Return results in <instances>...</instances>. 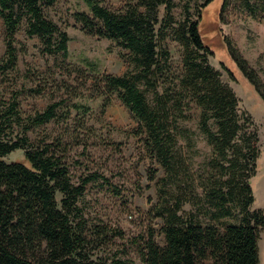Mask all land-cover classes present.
I'll use <instances>...</instances> for the list:
<instances>
[{"label": "trees", "instance_id": "obj_1", "mask_svg": "<svg viewBox=\"0 0 264 264\" xmlns=\"http://www.w3.org/2000/svg\"><path fill=\"white\" fill-rule=\"evenodd\" d=\"M81 1L89 15L74 12V22L85 34L112 42L127 65L118 76L102 74L93 81L99 95H105L102 107L109 95L119 101L136 124L134 133L145 153L163 171L156 182L158 202L150 211L152 218L160 220L163 244L155 242L150 227L132 238L140 264H257L264 213L250 208L249 185L258 158L257 136L232 89L208 63L212 51L200 34L206 9L215 0H184L178 19L172 13L177 6L173 0H124L115 10L100 0ZM228 1L220 0L218 19ZM53 3L0 0V264H106L97 252L114 237H122L118 229L99 220L89 224L83 216L79 203L84 187L97 175L73 182L66 162L70 144L63 139L68 127L64 135L54 138L28 137L35 128L58 118L66 122L69 107L76 116L82 106L66 107L62 99L50 100L29 115L19 107L20 97L40 96L48 89L45 78L34 81L40 76L35 68L26 66L19 73L23 46L15 34L20 28L27 38L38 40L41 55L60 57V65L67 57L66 33L44 15V8ZM241 3L254 13L251 0ZM222 40L231 62L264 103L257 76L232 42ZM167 41L179 48L178 71L171 63ZM220 67L233 81L231 72ZM51 83L58 86L55 80ZM78 97L79 92L74 95ZM74 119L76 127L91 132L82 120ZM191 122L209 148L207 168L196 177L188 166L196 154ZM16 150L22 152L23 162L3 161ZM147 180H154L153 170ZM186 204L193 211L182 210Z\"/></svg>", "mask_w": 264, "mask_h": 264}, {"label": "rangeland", "instance_id": "obj_2", "mask_svg": "<svg viewBox=\"0 0 264 264\" xmlns=\"http://www.w3.org/2000/svg\"><path fill=\"white\" fill-rule=\"evenodd\" d=\"M177 5L172 13L179 18L180 7L184 0H173ZM201 2V0H194ZM102 5L111 10L118 9L124 0H100ZM255 5L254 13L248 11L241 0H229L219 13L220 0H215L206 9L205 18L200 25L203 41L212 51L208 63L220 72V79L227 83L238 99L239 110L245 111L252 120L257 136L258 158L255 175L249 180L253 203L251 209H261L264 213V103L259 99L253 87L242 77L228 57L223 45V37L230 40L244 59L247 66L257 76L264 92V0H251ZM74 12L89 15L88 8L81 0H54L52 6L44 8V15L54 22L67 37V57L60 65V57L41 55L37 39L27 38L23 27L15 34V40L23 46V53L18 55L17 66L22 74L26 66L40 72L34 81L45 78L47 88L40 96L20 97L19 107L24 115L41 110L50 100H64V105L82 106L78 115L69 107L70 118L62 122L60 118L45 126L35 128L28 133L29 139L36 135L49 138L68 134L63 139L70 144L66 162L73 182L78 177L88 174L97 175L93 183L84 187L79 206L88 223L99 220L111 229H118L121 238L114 237L110 245L97 252L106 264H140L131 239L141 234L147 227L154 230V240L163 244L159 233L160 220L151 217V208L158 202L156 182L163 176L158 164L147 156L141 146L140 137L135 136L136 124L127 111L113 96L102 107L104 94L99 95L93 81L102 74L118 76L126 68V62L120 57L122 53L109 40L87 35L80 30L79 24L71 17ZM3 27L0 21V56ZM170 60L177 71L180 69V51L178 46L167 41ZM220 64L227 68L233 77L230 80ZM55 80L58 86H53ZM30 82L28 86L35 82ZM17 84L21 79L16 81ZM12 85L13 82H9ZM67 84L68 90L60 85ZM5 88V92H6ZM79 92L80 97L74 98ZM103 108V109H102ZM82 120L91 132L76 127L74 119ZM195 133L196 154L188 166L194 177L206 167L209 148L204 138L196 131L193 122L188 125ZM74 139H72L73 137ZM69 137H71L69 139ZM84 145H77V144ZM8 162H23L22 152L13 151L3 158ZM207 168V167H206ZM153 170L154 180L149 182L148 175ZM199 192V191H197ZM182 210L193 211L186 204ZM257 264H264V228L260 230L257 240Z\"/></svg>", "mask_w": 264, "mask_h": 264}]
</instances>
